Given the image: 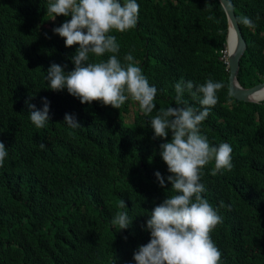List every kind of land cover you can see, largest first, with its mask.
Listing matches in <instances>:
<instances>
[{
	"label": "trees",
	"instance_id": "1",
	"mask_svg": "<svg viewBox=\"0 0 264 264\" xmlns=\"http://www.w3.org/2000/svg\"><path fill=\"white\" fill-rule=\"evenodd\" d=\"M229 1L236 19L247 16L256 25L238 24L245 44L235 75L249 85L264 77V0ZM50 2L0 0V141L8 153L0 167V264H136L134 252L151 238L145 230L151 211L173 194L159 155L166 141L153 139L149 121L160 108L176 106V83L208 79L224 88L200 134L212 147L228 143L233 165L212 175L213 160L201 170L202 196L222 218L211 239L222 254L220 264H264V97L242 100L228 91L219 2L136 0V27L110 33L121 63L131 52L157 89L151 116L131 99L114 109L97 101L81 104L66 89L48 88L50 65L71 71L79 47H65L53 33L70 16L51 20ZM109 55L90 56V62ZM43 97L51 119L37 128L26 101L42 109ZM183 99L201 109L202 94L193 98L185 90ZM66 113L75 114L81 127L63 122ZM118 212L132 219L127 229L112 224Z\"/></svg>",
	"mask_w": 264,
	"mask_h": 264
},
{
	"label": "clouds",
	"instance_id": "2",
	"mask_svg": "<svg viewBox=\"0 0 264 264\" xmlns=\"http://www.w3.org/2000/svg\"><path fill=\"white\" fill-rule=\"evenodd\" d=\"M207 7V3H206ZM140 6L136 0H51L47 14L55 20L58 16L69 17L53 33L65 40V47L78 45L71 57L74 68L66 72L67 65L52 63L47 69L48 88L54 92L64 89L81 104L100 102L103 106L120 109L126 101L137 102L145 116H151L156 109L154 100L157 89L151 86L139 66L134 64L131 52L124 56L125 63L118 59L119 44L113 31L123 33L136 27ZM208 19L214 20V16ZM218 22V21H217ZM236 24L248 28L256 25L247 16L238 17ZM239 34L233 25L230 32V50L238 45ZM107 60L90 62V56ZM224 88L222 82L208 79L204 84L194 85L192 81L176 83V106L160 108L149 121L154 132L153 139L162 138L159 155L167 165L173 194L168 196L151 211L146 221L150 241L140 245L133 254L136 264H220L221 252L211 239V232L222 223V218L202 193L205 187L200 183L201 170L214 160L212 175L221 170L230 171L232 147L221 143L218 147L209 145L207 138L200 134L199 126L218 103L217 91ZM195 89V90H193ZM187 90L193 98L199 99L201 109L189 106L183 99ZM264 93L258 89L254 96ZM32 97L30 96L29 99ZM43 107L26 101L30 120L37 128H43L51 117L50 101L41 98ZM69 127H81L75 114L66 113L64 120ZM169 133L171 140L168 141ZM39 147L43 150L45 145ZM8 155L5 144L0 141V167ZM157 182L165 188V178L155 172ZM221 206L223 203L221 202ZM120 207H126L124 201ZM126 212H118L112 224L119 230L131 224Z\"/></svg>",
	"mask_w": 264,
	"mask_h": 264
},
{
	"label": "water",
	"instance_id": "3",
	"mask_svg": "<svg viewBox=\"0 0 264 264\" xmlns=\"http://www.w3.org/2000/svg\"><path fill=\"white\" fill-rule=\"evenodd\" d=\"M224 12L226 28H225V39L224 48L225 49V64L227 66L226 80L227 88L230 94L234 98L242 100L255 101L256 99L254 93L264 87V77L249 85H242L236 78L235 72L238 66V57L244 48V39L241 35L238 24L235 23L236 18L232 10V4L229 0H217ZM233 25L237 28L239 38L238 45L234 52L230 50V32Z\"/></svg>",
	"mask_w": 264,
	"mask_h": 264
},
{
	"label": "bare ground",
	"instance_id": "4",
	"mask_svg": "<svg viewBox=\"0 0 264 264\" xmlns=\"http://www.w3.org/2000/svg\"><path fill=\"white\" fill-rule=\"evenodd\" d=\"M225 49H226V47L224 48V53H225ZM260 89H264V87L260 88ZM263 97H264V93H261V95H259V96H255L256 99L263 98Z\"/></svg>",
	"mask_w": 264,
	"mask_h": 264
},
{
	"label": "rangeland",
	"instance_id": "5",
	"mask_svg": "<svg viewBox=\"0 0 264 264\" xmlns=\"http://www.w3.org/2000/svg\"><path fill=\"white\" fill-rule=\"evenodd\" d=\"M130 117H131V113L128 112L126 119L128 120Z\"/></svg>",
	"mask_w": 264,
	"mask_h": 264
}]
</instances>
